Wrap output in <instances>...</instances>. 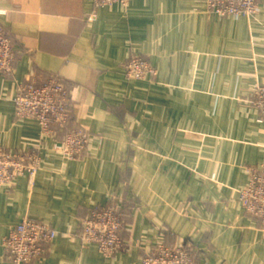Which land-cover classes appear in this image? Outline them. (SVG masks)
<instances>
[{
  "label": "crops",
  "instance_id": "1",
  "mask_svg": "<svg viewBox=\"0 0 264 264\" xmlns=\"http://www.w3.org/2000/svg\"><path fill=\"white\" fill-rule=\"evenodd\" d=\"M0 0V27L16 50L0 73V149L38 151L40 167L0 187V264L5 237L24 217L57 237L22 264H143L162 242L195 264H264V229L240 193L264 161V121L251 94L264 84V0L253 16H221L207 0ZM155 69L130 81L129 58ZM57 75L69 91V129L89 135L77 159L16 115L30 79ZM114 206L123 245L105 257L81 244L82 220Z\"/></svg>",
  "mask_w": 264,
  "mask_h": 264
},
{
  "label": "built area",
  "instance_id": "2",
  "mask_svg": "<svg viewBox=\"0 0 264 264\" xmlns=\"http://www.w3.org/2000/svg\"><path fill=\"white\" fill-rule=\"evenodd\" d=\"M132 0H94L90 23L101 6L120 3L128 5ZM261 0H207V9L221 16H253L258 12ZM16 59V50L11 40L0 27V73L10 74ZM155 69L143 55L128 59L125 75L128 80H149ZM251 103L264 121V84L257 86L251 94ZM16 115L22 119H34L46 135L64 133L59 145L68 159L82 155L89 135L78 129H69V91L66 84L54 75L44 82L30 79L23 83L15 97ZM41 156L38 151L0 149V187L15 179L28 175L34 181ZM244 211L260 222L264 229V161L253 165L248 171V184L240 193ZM81 244L94 245L103 256L117 253L123 245V221L121 213L114 207L95 208L81 223ZM57 237V231L49 224L24 217L5 237L4 246L16 264L40 259L47 246ZM143 264H195L194 256L182 245L168 247L160 242L157 253L143 259Z\"/></svg>",
  "mask_w": 264,
  "mask_h": 264
},
{
  "label": "rangeland",
  "instance_id": "3",
  "mask_svg": "<svg viewBox=\"0 0 264 264\" xmlns=\"http://www.w3.org/2000/svg\"><path fill=\"white\" fill-rule=\"evenodd\" d=\"M261 2V1H260ZM156 72V71H155ZM155 75H156V73H155ZM251 99H252V97H251Z\"/></svg>",
  "mask_w": 264,
  "mask_h": 264
}]
</instances>
